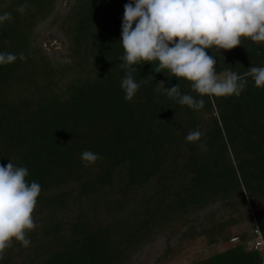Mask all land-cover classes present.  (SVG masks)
I'll list each match as a JSON object with an SVG mask.
<instances>
[{"label": "trees", "instance_id": "1", "mask_svg": "<svg viewBox=\"0 0 264 264\" xmlns=\"http://www.w3.org/2000/svg\"><path fill=\"white\" fill-rule=\"evenodd\" d=\"M129 2L0 0L11 14L0 53L16 56L0 64V165L26 167L42 188L30 246L13 238L0 264H172L198 240L231 245L186 264H264V249L248 245L256 229L264 240V88L247 76L239 97H201L146 62L134 65L141 87L126 101ZM241 40L207 50L220 75L264 67V42ZM161 81L204 107L170 99ZM85 150L100 158L85 166Z\"/></svg>", "mask_w": 264, "mask_h": 264}, {"label": "clouds", "instance_id": "2", "mask_svg": "<svg viewBox=\"0 0 264 264\" xmlns=\"http://www.w3.org/2000/svg\"><path fill=\"white\" fill-rule=\"evenodd\" d=\"M28 7L20 5L21 14ZM10 13L0 15V22L10 19ZM135 25V26H134ZM241 37L253 42H264V0H134L124 5L121 43L124 49L119 57L121 68L127 69L121 87L124 99L131 101L141 84L133 73L134 65L150 62L156 72H167L179 80L186 78L191 89L201 97H239L251 76L258 88H264V67L252 66L244 75L226 72L221 76L215 65L217 60L209 49L221 52L243 45ZM16 56L0 53V64L14 62ZM154 79V78H153ZM163 92L180 105L193 110L204 107L203 99L197 100L181 94L180 85L166 88L157 83ZM175 118V117H174ZM202 132L189 131L186 140L197 142ZM99 155L90 150L81 153L85 166L94 164ZM12 161V160H11ZM26 167L13 162L0 165V260L13 238L25 248L29 247L30 232L37 227L34 212L41 185L28 182Z\"/></svg>", "mask_w": 264, "mask_h": 264}, {"label": "rangeland", "instance_id": "3", "mask_svg": "<svg viewBox=\"0 0 264 264\" xmlns=\"http://www.w3.org/2000/svg\"><path fill=\"white\" fill-rule=\"evenodd\" d=\"M45 45L48 48H54V47H60L58 43H56L54 40L46 41ZM224 75V74H223ZM221 75V76H223ZM250 225L244 224L239 228H235L234 232L237 234L239 232H245V230H249ZM230 243H227L226 245H216V246H208L203 240H198L196 243L192 244L189 246L180 256H178L172 264H186L193 259L199 257V256H204L212 253L214 250H219L224 248L225 246H230Z\"/></svg>", "mask_w": 264, "mask_h": 264}, {"label": "built area", "instance_id": "4", "mask_svg": "<svg viewBox=\"0 0 264 264\" xmlns=\"http://www.w3.org/2000/svg\"><path fill=\"white\" fill-rule=\"evenodd\" d=\"M255 231H256V233H257L258 236L255 238V240L249 241V243H248L249 248L250 249H264V240H263V236H262L260 230L259 229H256ZM239 240H240V237L239 236H234L231 239V241L233 243H235V242H237Z\"/></svg>", "mask_w": 264, "mask_h": 264}]
</instances>
